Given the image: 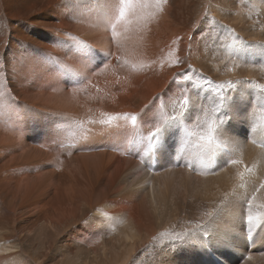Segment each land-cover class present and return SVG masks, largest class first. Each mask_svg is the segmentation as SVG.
Instances as JSON below:
<instances>
[{"label": "bare ground", "instance_id": "bare-ground-1", "mask_svg": "<svg viewBox=\"0 0 264 264\" xmlns=\"http://www.w3.org/2000/svg\"><path fill=\"white\" fill-rule=\"evenodd\" d=\"M210 1V9L223 10L219 0ZM104 2L0 0V91L11 93L8 103L0 107V264L6 260V264L8 260L39 264L41 258L48 260L59 253L74 254L62 260L63 264H127L141 243L140 229L146 226L140 208L143 202L149 203L147 207L152 210L165 208L170 205V196H175V192L179 196L182 192L192 193L188 188L195 184L201 197L206 196L202 199L203 208L214 210L212 221L219 212L215 211L216 205L224 202L223 198L231 196L236 204H241L238 198H244L247 203L264 181V159L259 155L263 149L256 146L264 137L262 121L254 124L255 131L246 138H239L240 119L253 97L244 81L252 72L255 74V66L240 63V69L250 71L249 76L241 79L245 86L243 96L238 88V92L229 90L235 103L228 109L220 140L229 143V149L223 150L227 157L239 156L244 164L221 165L220 149L212 162L214 174L178 167L161 177L148 178L155 166L150 168L146 159L144 174L130 181L138 168L135 159L140 156L126 146L131 138V122L120 121V127L101 124L105 119L101 114H136L152 103L156 104L153 111H157L160 102L153 98L159 95L163 97L164 113L172 115L175 112L170 111V103L175 106L174 111L178 110L180 92L173 83L178 73L189 67L194 70L192 75L204 74L207 68L216 72L220 63H209L217 58L230 56L237 60L240 56L251 62L252 52L259 54V50L244 49L240 55H233V49L222 47L221 43L233 45V41H227L228 34V38L221 35L223 27L215 15L207 17L206 0H167L161 11H156L154 3L150 8H137L129 17L130 22L117 26L115 37L111 25L103 19ZM222 2H226L229 14L233 0ZM263 3L264 0L260 7ZM228 23L227 30H233ZM79 42L89 47L79 50ZM244 42L250 45L249 41ZM170 59L183 63L173 65ZM263 59L255 62H261L263 67ZM62 68L66 74H61ZM68 69L82 70L86 79L75 77ZM77 79H82V83H73ZM195 116L194 113L192 119ZM189 126L194 128L192 120ZM69 128L75 132L71 138L67 137ZM151 130L150 123L143 125L145 134ZM169 145L171 163L163 161L168 163L166 166L175 168L178 161L191 159L180 152L175 133L170 134ZM233 145H238L242 154L232 152ZM255 195L251 211L260 224L264 223V208L258 205L264 204V189ZM236 215L224 214L218 227L238 234L242 224L248 229L247 221ZM215 233L212 231L211 236ZM19 236L28 239L33 255L28 243L26 247L15 243ZM226 239L231 240L229 236ZM99 245L101 259L87 262L89 253ZM237 248L253 259L246 247ZM206 255L198 261L200 264H212L214 255Z\"/></svg>", "mask_w": 264, "mask_h": 264}, {"label": "rangeland", "instance_id": "rangeland-1", "mask_svg": "<svg viewBox=\"0 0 264 264\" xmlns=\"http://www.w3.org/2000/svg\"><path fill=\"white\" fill-rule=\"evenodd\" d=\"M262 1L263 0H259L258 2L254 1V0H233V2L230 3L231 4L230 9L231 10H230L229 14H226V11H228L227 8L224 6V5H226V2H222V0H219V5H222L223 10L218 11L216 9L215 10L210 9L208 4L211 1L206 0L207 17L210 16L211 14H213L218 18L219 22L223 26V30L221 32V35H223V36L227 35V32L225 31L226 29H228L226 26V22L229 21L228 24H230L232 27H234V28H232L234 31L231 30L232 33H234L235 36L239 37L240 40L249 41L250 45H257V44L264 45V3L260 7V3ZM221 15H222V17H221ZM237 28L240 30L237 31ZM239 34H240V36H239ZM226 38H228V36H226ZM228 39L229 40H227V39L226 40L229 42L233 41L230 37ZM250 40H251V43H250ZM232 43L234 44V41ZM256 50L257 49H254V51H256ZM241 52H242V50H239L238 55H240ZM260 56H261L260 53L258 54L257 52H252L251 62L246 61L245 57H242V59H240L239 58L240 56H237V58H238L237 60L234 57H230V56H224L223 58L219 57L215 60V62L212 61L209 63V64H211V66L212 65L215 66V64L217 65L220 63L218 65V67L216 68V72H215V70H212V69L210 72L207 68L206 72L204 74H201V75L204 77H207L211 81L214 80L213 82L215 84H217V83L221 84L223 82L227 83L229 81H232L231 80L232 77L234 78L235 76L238 77V78L236 77L235 81H241V79L244 76H245L244 78H246V76H249L248 74L250 71L245 70L246 74H244L245 71L243 69H240V66L238 63L242 64L243 66H248V67L255 66L254 67V71H255L254 73L256 75L253 74V72H252V75L250 77H247L246 81H244V82L247 84V86L249 87V89L251 91L256 92L254 85H256V84L264 85V76H263L264 75V65L262 67L261 62H255V60H257V59L259 60V59L264 58V56H261V58H260ZM252 59H253V62H252ZM245 64H248V65H245ZM257 67L261 68V69L256 70L255 68H257ZM218 69H219V71H218ZM253 75H255V76H253ZM218 80H219V82H217ZM237 86H238L237 88L240 90L245 88V86L242 84H238ZM246 91H247V88H246ZM253 92L250 95V96H253L251 98L252 100H250L247 109H245L246 112L244 113V117L241 118L240 122H239V130H240L239 138H241V139L246 138V136H248L249 133L255 129L256 125H254V124H258L260 121H262L261 115H262V112H264V110H262L258 105H256L254 102H252L254 97H255V94H256L255 93L253 95ZM169 108H170V111H172L173 113L175 112L174 111L175 106L172 105V103L169 104ZM257 114H259V116H260L259 118H258ZM192 122L195 125L196 116L192 119ZM257 128H258V125H257L256 129ZM262 143H264V137L259 142V145L257 144L256 146L257 147L261 146L260 148L263 149L262 150L263 152L261 154L259 152L258 153L264 159V145L262 146L261 145ZM255 144H256V142H255ZM223 150L224 149H222L221 160L228 158L227 153H225V151H223ZM138 157L139 158L135 159L136 161H138V163H137L138 168H137V170H135L131 174L130 181H134L135 179L139 178L145 172L144 166L146 164L145 163L146 159L145 158L142 159L141 156H138ZM228 159H230V157ZM177 163H179V166H177ZM177 163H176L175 168L172 167L173 165H167L165 168H163V169H166L165 171H167V172H164V170L162 168H160L159 170H150V173H148V178H151L153 176L154 177H161L163 174L171 172L172 168H173V171H175V169L178 167H181V168L186 167L184 161H183V163H181L180 161H178ZM221 165H222V163H221ZM167 167H168V169H167ZM188 170H190V168H188ZM145 185L147 186V183ZM193 186L188 188V190H193L192 193L186 194V192H182V194L179 196L175 192V196H170V199H169L170 205H168L165 208H164V206H160L161 208L157 207V208L153 209L155 212H153V210L151 208L147 207V204H149L147 202H143L140 205L141 206L140 208L142 209V215H143L142 218H143V221H145L144 223H146L145 224L146 226H145V228L142 227L140 229L141 243L139 245L138 250L135 253L130 254V257L126 260V263L127 264H200L198 261L203 258V255L210 253V255H211L210 257H213V255H214L216 258L218 257L220 259V262L223 261L224 263H225L224 258H227L228 261L231 262V264H264V241H262V240H264V237L262 236V234L264 233V223H260V224L256 223V225L254 224L253 225L255 227L254 231L252 230L253 226L250 225V228L252 230L250 238H249L248 233L246 231L247 229H245L246 228V226H244L245 224H242V226H241L242 229L240 228L239 232H241V230H242V232L240 233L241 235L238 233H233L229 229H227L226 227H223V226L220 227L221 230H219L220 228L218 227V225H216L218 227V229L215 226V230H214L216 232L215 235L211 236L212 232H210L207 237H205L202 233L199 234L198 238L200 240L207 239V240L211 241V243H212L210 245L211 251H207L205 249H202V252H201L200 251L201 247L198 244H196L195 241H192L190 244L179 247V248H172L169 246V244H170L169 238L168 237H161V235H160L161 233L175 234V233L187 232V233L191 234V233L197 231V225H201L202 227H207L210 223H212V221H210V218H208V216L205 215L206 213H208V211L205 208H203V206H202V199L205 198L206 196L203 195L201 197L202 193H200L196 189L195 184ZM231 198H232L231 196H227L226 198H223V199H225V201L221 202L219 205H216L215 211L221 210L223 212L221 216H223L224 214L235 216L237 214L236 216L239 217V220L242 219V221H244V219H245V221H247V203L245 202V199L241 198L242 199L241 200L238 198L239 203H241V204H236L237 202L232 201ZM177 199H179V201ZM177 201L179 202V204ZM228 201L234 202V204H235V205L233 204V207L231 208V210H228V208L226 207ZM201 206H202V208H201ZM171 207H172V209H171ZM190 208L192 210H190ZM162 210H164V211H162ZM177 211H179V212H177ZM213 211L214 210H212V212ZM166 212H167V214H166ZM152 214H154V215H152ZM160 214H161V216H160ZM261 217H262V215H261ZM262 218L261 219L264 222V217H262ZM164 219H166V220H164ZM186 219H187V221H186ZM230 227L232 228L231 225H230ZM248 227L249 226H247V228ZM142 229H143V232H142ZM255 229H257V230H255ZM245 234H247V237H243ZM226 236H229V238L231 240H227ZM232 236H233V239H232ZM255 236L257 239H255ZM27 240H25L24 237L19 236L16 238L17 242H15V241H13V242L18 243L19 246H22V247H23V245H24V247H26L28 245L29 246L28 250H31L30 249L31 244L29 243V241L26 242ZM248 241H250V243H248ZM12 245H14V244H12ZM238 245L246 247L248 252H250L253 255V259L249 258L247 255H244V253H242L239 250V248H237ZM97 247L95 248L96 251L89 253V256L86 259L87 262L91 258L96 259L95 262H97V261H99V259H101V258H99L100 255L102 254L101 246L98 247V249H97ZM207 247L208 246H205V248H207ZM33 248H35V246ZM14 250H17V248H15ZM29 252L31 255L32 252H34V249L29 251ZM94 252H97V255H95ZM236 254L238 256H236ZM198 255L200 257H198ZM72 256H74L73 253H67V254L64 253V255H62V254L60 255V253H59V254H54L52 256L55 258H52V257H51V259L47 258L48 260H43V258H41V262L43 260L44 263L42 262V264H45V263L46 264H53V263L63 264V261L65 258L72 257ZM206 256H209V255H206ZM32 257H34V256H32ZM8 261H9L8 264H15V262H13V261H10V260H8ZM41 262L39 261V264ZM3 263L6 264L7 260H6V263L4 261H3ZM1 264H2V262H1ZM18 264H23V263L19 262Z\"/></svg>", "mask_w": 264, "mask_h": 264}, {"label": "snow or ice", "instance_id": "snow-or-ice-1", "mask_svg": "<svg viewBox=\"0 0 264 264\" xmlns=\"http://www.w3.org/2000/svg\"><path fill=\"white\" fill-rule=\"evenodd\" d=\"M155 5L156 11H161V6L167 3V0H152V3L147 0H118L116 3H109L108 0L104 2L103 19L111 25V32L113 37L118 35L117 26L121 23L130 22L129 17L135 14L137 8H150ZM154 15V13H152ZM223 27V26H221ZM228 36L234 41L233 45H223L226 49H233L232 54L238 55L239 50L244 49H257L261 56H264V45H248L246 42L240 40L232 33L231 30H225ZM81 45L79 50L87 49L89 46L83 45V42H79ZM239 46V49L236 46ZM173 53H169L170 57H173ZM103 59V58H102ZM173 65L182 64L183 61L179 59H170L169 61ZM105 61L103 59L102 64ZM101 65L95 68H100ZM3 67V65H0ZM95 69H88V71H94ZM75 77H84L83 71H72L68 69ZM194 70L190 67L188 71L178 73L173 78V83L176 84L180 96L177 104L178 110L174 114L168 115L164 113L163 97L156 96L153 101L160 102V108L157 111H153L156 108V104L152 103L151 107L145 105L144 109H141L136 114H107L102 113L105 117L100 121L101 124L116 127H120L119 122H131L132 133L127 147L135 149V154L140 155L142 158L147 159L148 166L152 168L155 166V170L164 168L166 164L171 163V151L169 145L170 134L175 133L179 137V150L181 153L187 154L191 159L185 160V166L192 168L193 171H208L214 174L212 169L213 158L216 156L217 151L220 149H229V143L222 142L220 136L223 133V125L227 123L228 109L231 104L235 103L234 98L229 95L231 92H238L237 85L241 84V81L227 82L221 84H215L200 74L192 75ZM61 74H66L62 68ZM67 81V80H66ZM69 83V82H68ZM67 83V84H68ZM75 84L82 83V79L73 81ZM2 87V86H0ZM256 94L254 97V103L264 110V85H254ZM171 91V90H170ZM239 94L243 96V90H239ZM11 93L5 95L3 91H0V107L5 106L8 103ZM14 99V97H12ZM147 110V111H146ZM223 110V112H222ZM149 113H152L149 117ZM196 114V123L194 128L189 124L192 120L193 114ZM202 115V119L200 118ZM262 124L264 127V112L261 115ZM150 123L152 130L145 134L143 131V125ZM255 130V129H254ZM67 131V137L71 138L75 135V132L69 128ZM173 147V145L171 146ZM176 147V145H174ZM119 150V149H116ZM231 151L234 153L242 154V149L238 145H233ZM129 154H132L130 151ZM169 161L168 163H162L163 161ZM221 163L227 167L229 165H242L244 161L237 156L231 159H222ZM179 166V163H177ZM246 171L250 173V169ZM241 180H244V173L240 174ZM244 185H241L243 187ZM260 189H264V181L259 184V187L255 189L253 195L247 200V223L254 225L258 221V217H254L252 214V208L256 201L255 192H259ZM234 202H229L226 207L231 210ZM258 207L264 208V204L258 205ZM209 218L213 217L212 212L205 214ZM222 215V211H219L216 218L212 219L207 227L197 225V231L191 234L184 233H161V237H168L170 240L169 246L172 248H179L190 244L195 241L201 249L211 251V241L198 238L199 234H203L205 237L210 232L215 230V226L218 224ZM251 228L247 229L249 238L251 237ZM205 246H208L205 248ZM215 264H221L220 260H216Z\"/></svg>", "mask_w": 264, "mask_h": 264}]
</instances>
